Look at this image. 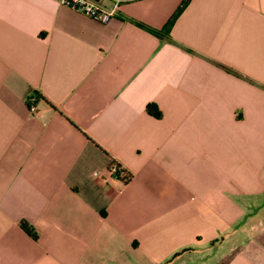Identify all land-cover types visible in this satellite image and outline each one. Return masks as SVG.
<instances>
[{
  "label": "crops",
  "instance_id": "obj_1",
  "mask_svg": "<svg viewBox=\"0 0 264 264\" xmlns=\"http://www.w3.org/2000/svg\"><path fill=\"white\" fill-rule=\"evenodd\" d=\"M181 2L0 0V264H264V0Z\"/></svg>",
  "mask_w": 264,
  "mask_h": 264
},
{
  "label": "built area",
  "instance_id": "obj_2",
  "mask_svg": "<svg viewBox=\"0 0 264 264\" xmlns=\"http://www.w3.org/2000/svg\"><path fill=\"white\" fill-rule=\"evenodd\" d=\"M58 4L66 6L78 13L92 19L96 22L103 23L107 21L114 13L117 3L120 0H54ZM106 2V3H105ZM34 94H30L25 99L26 112L31 115L35 112L33 104ZM108 170L110 173L117 172L116 166L110 163Z\"/></svg>",
  "mask_w": 264,
  "mask_h": 264
},
{
  "label": "trees",
  "instance_id": "obj_3",
  "mask_svg": "<svg viewBox=\"0 0 264 264\" xmlns=\"http://www.w3.org/2000/svg\"><path fill=\"white\" fill-rule=\"evenodd\" d=\"M186 0H182V2L176 7V9L174 10V12L171 14V16L169 17V19L167 20L166 24L164 25V27H162V29H159L158 31H154L151 29H148L145 26H142L144 28H146L147 30L154 32L156 34H163L167 31L169 24L171 23L172 19L176 16V14L180 11V9L182 8V6L185 4ZM144 111L151 115L152 117H158L159 116V112L156 109V107L152 104V103H146L144 105ZM118 171V170H117ZM20 227L28 234H30L32 237H34V235L26 228V226L20 222Z\"/></svg>",
  "mask_w": 264,
  "mask_h": 264
}]
</instances>
